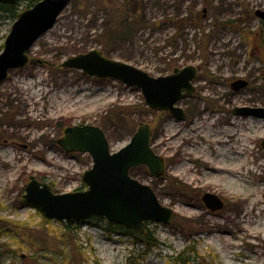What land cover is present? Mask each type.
Masks as SVG:
<instances>
[{
    "label": "rangeland",
    "instance_id": "1",
    "mask_svg": "<svg viewBox=\"0 0 264 264\" xmlns=\"http://www.w3.org/2000/svg\"><path fill=\"white\" fill-rule=\"evenodd\" d=\"M27 1L21 0L20 11ZM259 9L264 0H71L31 47L28 56L40 62L11 69L0 86V222L10 226L0 232V264L263 263L264 203L253 207L246 197L264 193V118L235 113L264 108V30L254 15ZM14 21L0 18V52ZM93 49L152 77L195 67L193 93L175 104L184 119L150 109L136 87L60 66ZM237 80L246 86L233 89ZM208 116L217 120L215 127L202 125L199 119ZM236 116L241 119L234 132L254 138L248 151L244 139L241 156L234 150V159H222L227 165L236 160L241 169L233 182L223 181L186 152L198 144L212 150L202 136L226 135L222 130ZM142 123L150 127V148L162 170L154 177L140 165L129 175L150 186L173 214L168 223H145L155 247L132 245L131 238L91 224H81L68 242L59 221H44L21 201L30 176L57 194L86 189L82 175L92 160L61 147L66 127L97 126L116 152ZM205 193L219 198L222 208L206 207ZM243 226L256 237L248 239ZM232 244L239 248L230 250ZM75 249L80 255L73 256Z\"/></svg>",
    "mask_w": 264,
    "mask_h": 264
},
{
    "label": "water",
    "instance_id": "2",
    "mask_svg": "<svg viewBox=\"0 0 264 264\" xmlns=\"http://www.w3.org/2000/svg\"><path fill=\"white\" fill-rule=\"evenodd\" d=\"M17 0H0L14 4ZM71 0H39L32 7L20 12L7 34L0 52V86L14 68L40 61L28 53L36 40L49 30ZM264 29V9L255 10ZM61 67L79 70L83 75L111 79L139 89L144 103L153 110H166L178 120L184 119L181 108L175 104L189 97L197 70L193 66L174 68L166 76L152 77L124 62L111 60L98 50H90L65 59ZM243 80L231 84L237 90L246 86ZM235 113L264 118V108H237ZM60 145L66 152L88 153L92 166L82 175L86 189L57 194L42 181L30 176L24 187L28 203L37 206L43 215L55 221L82 222L93 216L108 223L121 225L142 233L147 221L168 223L171 209L160 205L150 186L129 175V171L144 165L151 176L158 177L162 161L150 148V127L138 126L128 144L112 152L104 131L93 125L68 126L63 131ZM264 148V139L261 141ZM202 201L211 211L222 208L215 195L205 193Z\"/></svg>",
    "mask_w": 264,
    "mask_h": 264
},
{
    "label": "bare ground",
    "instance_id": "3",
    "mask_svg": "<svg viewBox=\"0 0 264 264\" xmlns=\"http://www.w3.org/2000/svg\"><path fill=\"white\" fill-rule=\"evenodd\" d=\"M242 118L246 119L244 117H242ZM239 119H241V118L239 116H236L234 119H231L230 122L226 123V125H230V127L226 126V128H224L222 130V131H225L226 135H221V136L217 137L216 136L217 134L215 133V131H212V133H210L208 136H206L207 140L204 138V135L202 136V138L205 140V142H203V143L209 144L208 146H212V150L209 149L207 151L205 149H201V146L198 144V147H196L195 150H193L191 152H186L191 156L190 157L191 159L198 161L200 164L204 165L205 169H209L213 174H220L221 175L220 178L223 181L233 182L234 179L236 178V175L240 176L241 169L239 168V166H237L236 160L231 161L230 164L227 165V164H224L222 162V159H227V158L234 159L233 157L230 156V155H232L234 150L237 151L239 156H241V152L244 150V149L242 150V148H241V146L243 145L242 143H243L244 139H245L246 145H247V143H251V138H254V136L251 137L249 135H246L245 138L242 139L241 134H239L236 131L234 132V127L240 124ZM199 120H201L202 125H207V126H212V127L216 126L217 120L213 119V117H211V116H208L206 118H201ZM205 131H206V128H205ZM184 139H186V140L191 139V135L188 137H184ZM185 143H187V142H185ZM246 148H247V151H248V149H250L248 147V145L246 146ZM206 152H208V153H206ZM214 159H217V162ZM225 191H226V189H225ZM246 198H247L248 203L251 200V198H252V200H254L253 207L256 205H260L261 202L264 203V193L258 199H257L256 195H249ZM255 217H256V214L254 217L249 216L248 219H254ZM243 227H244L243 228L244 233L246 234L248 239H252V238L254 239L256 237L255 233L247 230L245 226H243ZM214 238H216L215 235H214ZM224 238H223V235H219L216 239L219 241L220 240L226 241ZM214 242L215 241L213 239L211 241V243H214ZM238 248L239 247L236 244H232L231 248H229V249L230 250L231 249L237 250ZM229 249H225V252L228 254H230V252H228ZM261 264H264V262Z\"/></svg>",
    "mask_w": 264,
    "mask_h": 264
},
{
    "label": "trees",
    "instance_id": "4",
    "mask_svg": "<svg viewBox=\"0 0 264 264\" xmlns=\"http://www.w3.org/2000/svg\"><path fill=\"white\" fill-rule=\"evenodd\" d=\"M39 0H29L26 2L25 4V9L30 8L31 6H33L36 2H38ZM21 0H17L14 4H3L0 3V18L1 17H6V18H10L15 20L17 15L21 12L19 10V4H20ZM132 4L134 5L135 3L132 2ZM263 45H264V38H263ZM84 186V184H82V186L80 188H82ZM21 201L23 202V204L25 206H29L34 208L43 218L44 221H50V219L46 218L43 213L41 212V210L35 206L32 205L31 203H28L25 199L24 196H22ZM103 221L102 217H96L93 216L90 219H87L85 221L82 222H75L73 220L70 221H59L62 226H63V232L61 237L64 238L66 241H72L73 237L75 236V232L80 228L81 224H91V225H95V226H100L103 227L105 230H107L110 233H117L121 236H125V237H129L131 238V242L132 244H138V243H144L146 245V249L151 248V247H155L158 243L157 240L153 237L151 231H149L148 229H145L142 233H138L135 231H132L130 229H127L121 225H116V224H112V223H106V225H102L100 224ZM10 228V226H7V224H1L0 222V232H7L8 229ZM1 247L4 250L5 245L1 244ZM78 249H75L73 251V256H77V254L80 255V252ZM74 261L69 262L67 261L66 264H73ZM76 264H81L80 261H78Z\"/></svg>",
    "mask_w": 264,
    "mask_h": 264
}]
</instances>
